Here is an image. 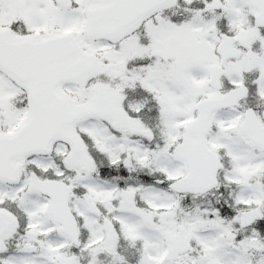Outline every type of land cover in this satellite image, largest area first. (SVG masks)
I'll list each match as a JSON object with an SVG mask.
<instances>
[{"label": "snow or ice", "instance_id": "snow-or-ice-1", "mask_svg": "<svg viewBox=\"0 0 264 264\" xmlns=\"http://www.w3.org/2000/svg\"><path fill=\"white\" fill-rule=\"evenodd\" d=\"M0 264H264V0H0Z\"/></svg>", "mask_w": 264, "mask_h": 264}]
</instances>
